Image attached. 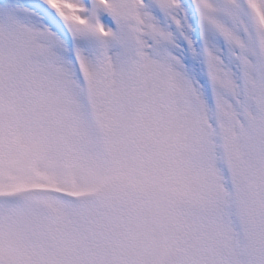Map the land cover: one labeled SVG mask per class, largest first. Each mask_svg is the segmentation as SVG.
Listing matches in <instances>:
<instances>
[{"label": "snow or ice", "instance_id": "6c2138e0", "mask_svg": "<svg viewBox=\"0 0 264 264\" xmlns=\"http://www.w3.org/2000/svg\"><path fill=\"white\" fill-rule=\"evenodd\" d=\"M0 264H264V0H0Z\"/></svg>", "mask_w": 264, "mask_h": 264}]
</instances>
